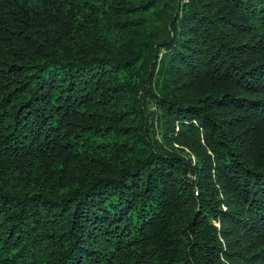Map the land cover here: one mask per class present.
I'll return each instance as SVG.
<instances>
[{
	"label": "trees",
	"instance_id": "trees-1",
	"mask_svg": "<svg viewBox=\"0 0 264 264\" xmlns=\"http://www.w3.org/2000/svg\"><path fill=\"white\" fill-rule=\"evenodd\" d=\"M0 264H264V0H0Z\"/></svg>",
	"mask_w": 264,
	"mask_h": 264
},
{
	"label": "built area",
	"instance_id": "built-area-1",
	"mask_svg": "<svg viewBox=\"0 0 264 264\" xmlns=\"http://www.w3.org/2000/svg\"><path fill=\"white\" fill-rule=\"evenodd\" d=\"M178 3H183V2H187V0H176Z\"/></svg>",
	"mask_w": 264,
	"mask_h": 264
}]
</instances>
